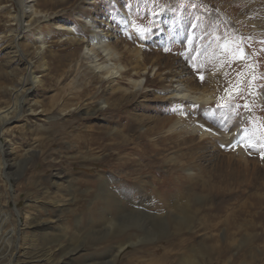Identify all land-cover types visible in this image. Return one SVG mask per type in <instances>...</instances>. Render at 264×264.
I'll use <instances>...</instances> for the list:
<instances>
[{
  "label": "rangeland",
  "instance_id": "1",
  "mask_svg": "<svg viewBox=\"0 0 264 264\" xmlns=\"http://www.w3.org/2000/svg\"><path fill=\"white\" fill-rule=\"evenodd\" d=\"M11 5L3 9V19L8 11L18 10ZM31 5L47 19L24 32L21 46L25 62L17 61L19 52L7 33L11 24L0 31V111L9 119L0 133V241L12 237L10 248L2 253L0 249V264H151L159 259L153 251L168 241V237H157L126 245L111 261L109 253L116 255L121 236L132 234L135 227L120 232L104 224L103 216L114 211L102 212L105 199L99 195V184L106 182L112 192L133 187L138 176L133 171L141 164L131 165H136L132 161L142 150V145L136 151L132 149L135 144L126 147L123 138H114L113 132L121 131L133 141L138 134L132 131V117L147 120L142 126L151 128L157 125L152 123L157 118L169 119L179 112L171 101L156 100L159 86H151L149 89L155 91L138 96L134 102L130 98L133 104L123 110L124 114L115 109L105 116L87 115L84 109L91 101H113L120 96L117 86L110 83L98 86L93 99L81 96V101L72 102V108L62 109L93 77L76 42L88 37V21L103 29L102 34L128 62L140 51L145 64L156 65L160 72H180L191 88L214 94L217 101L201 109L203 121L214 130L240 128L247 163L229 167L222 153L206 149L195 163L203 169V182L210 180L213 192L206 198L208 190L202 191L201 182L199 187L186 184L194 193L201 190L199 194L205 195L202 210L205 213L211 206L212 223L220 224L214 231L199 228L183 237L195 234L191 240L195 246L205 235L210 239L197 247L190 258L192 264H264V0H35ZM57 22L77 30L74 41H66L61 31H54ZM37 37L46 42L41 54L36 51ZM193 49L199 52L196 60L190 59L196 54ZM28 61L41 67L35 75L42 84L32 87L22 108L14 87L26 76ZM166 145L165 156L183 153L188 158L192 154L191 147L183 145L179 152L172 144L167 145L169 151ZM126 157L133 160L126 161ZM163 164L161 161L141 171L145 176L139 179L148 180L164 194L172 167ZM146 190L150 193L151 187ZM148 199L145 204L156 202L155 191ZM153 211L165 214L156 208ZM204 213L201 217L208 221L209 214ZM226 217L232 226L225 225ZM140 219L149 225L145 217ZM225 244L230 248L220 260ZM62 247L78 250L63 256ZM184 251L174 250L179 256Z\"/></svg>",
  "mask_w": 264,
  "mask_h": 264
},
{
  "label": "bare ground",
  "instance_id": "2",
  "mask_svg": "<svg viewBox=\"0 0 264 264\" xmlns=\"http://www.w3.org/2000/svg\"><path fill=\"white\" fill-rule=\"evenodd\" d=\"M33 1L35 0H4L0 2V31L3 29V26L5 31L6 24H11L10 28L7 30V33H10V35L13 37L15 48H17L20 56L17 61L21 62L26 61V53L21 46V39L25 38L24 32L30 29L35 24V22H39L45 18L47 19V15L44 17L41 15L43 11L39 10L36 6L31 5ZM8 3H12L11 6L16 5L18 10L15 12L8 11L6 13V17L3 19V9H7ZM37 18L39 19L37 20ZM86 25H88V27H85L87 30L85 31L89 34L88 37L76 42L81 46L80 48L83 52L84 59L87 61L89 65V71L92 73L93 77L91 80H89L90 82L84 86L85 90L75 95L76 97L71 101L67 100L66 104H63L62 109L67 110L70 107L72 108V102L75 100L81 101V96L84 98L89 97L90 100L93 99L92 96L96 94L97 89L99 90L98 86L103 87L105 83H110L117 86L115 91H117L120 96L113 101L111 98H109L108 101L105 99H98L97 101L93 100L94 102L91 101L90 105L84 109L87 115H90V113L95 115L100 113L101 115L105 116L107 111L115 109L117 110L116 112L121 113L122 111L124 114L123 110L126 107H130L133 104L132 102H134L138 96L146 95L149 91H155L149 89L151 86H159L157 87L159 88L157 91L159 94L156 95V100L160 102L171 101L177 105V111L179 112L178 115L169 119L157 118L156 121L151 120L152 123H157L155 127L151 128H145L142 126V124L147 122V120H143L138 117H132L131 121L135 123V125L131 127L132 131L138 134L137 137L133 138V141L132 138L130 139V137L122 135L121 131H115L113 129V137L116 139L123 138L124 141L122 142L124 145H126V147L129 145V143L135 144L136 148L132 149L136 151L138 146L142 145V150L138 151L140 155L136 160H133L130 157L125 158L126 161L133 160L132 162L136 163V165H131V167H137V163L141 164L140 169H138L140 172H138V170L133 171L134 174H138L135 182L133 183V187H125L124 189H128L126 191L122 189L121 191L112 192L106 182L99 184V195L105 199V208H103L102 212L106 213L108 211H114L115 213H111L109 215L104 214L105 216H103L101 219L104 221V224L108 223L112 226H115L114 229L120 232L130 227H135L132 234L126 233L121 236V240L118 243L120 245H118V248H116V255L114 252L109 253L112 258L111 261L113 259L115 260V258L119 253L122 252L126 245L135 246L140 242L153 241L157 237H168L166 246H158L153 251L155 254H159V259L153 260L151 264H187L189 262L192 264L190 258L194 257L196 254L194 252L196 251L197 247L201 244L207 243L210 241V239L205 235L206 237L204 236L198 245L195 246V243L191 241L195 239V234L189 238L183 237V234L195 230L197 232L199 228L200 230L204 229L205 231H214V228L220 223L213 225L212 222L215 220L212 217L213 214H210L212 210L210 203V209H205V213L204 210H202L201 206L205 204L203 203L205 195L199 194V191L201 190L198 188V193H194L192 192L193 188L189 187L188 190V185L186 186V184L189 182L190 184H193L194 187L195 185L199 187L200 184L198 185V183L201 182L202 191L208 190L206 198H208V195L213 192L214 189L210 185V180H208L209 182H203V169H200V166H197L196 163L198 161L195 163L197 157L201 154H204V152L207 151L206 149L212 148V150L215 152H218L219 154L222 153L223 156L228 160L226 164H228L229 167L232 164L240 166V164L247 163V155L244 150V145L242 144L241 132L239 131L240 128L237 127L234 130L227 129L228 131H217L218 128L214 130V128L208 125L206 121H203L205 115L201 113V109L209 107L217 101V97L214 96V94L208 90H197L191 88L185 83L186 81L183 79L184 75L180 72H172L171 70L160 72V68H157L156 65L154 66L153 64H145L144 57L140 51L136 53L134 61L128 62V59H126L124 53L115 48V46L109 42L108 38L102 34L103 29L101 27L93 25L92 21H88ZM53 29L54 31H61L62 38H66V41H74L72 40V36L78 33L75 28L62 22L55 23ZM35 41L37 54H41L46 49V42L42 39V37H37ZM225 48L226 45L221 50L225 51ZM26 64L28 65L26 76L24 78L22 77L14 87V90L17 89L16 97L19 100L22 108L23 102H25L27 99L28 93L32 90V87L42 84L38 79L39 77L35 75L37 74L36 71L41 67L39 68L38 66L33 65L30 61L26 62ZM216 72L217 71L213 73ZM89 84L96 85L97 87L92 88L93 86H91L92 90L88 91L90 86ZM131 97L132 102L130 100ZM94 103L98 105L96 108L91 107ZM0 112L1 133L2 128L5 127V124L8 123L9 119L7 115L3 113V110ZM110 132L111 131L109 130L107 135ZM159 144H161V146L163 145L164 148L163 146L160 147ZM165 144H172V148L175 147L179 149V152L181 150V146L183 145L189 148L191 147L193 148V150H191L192 154H189V159L185 158L183 153L180 155L174 154L165 156V153L167 152ZM167 147L168 150L171 149V147ZM183 159L188 161L183 162ZM121 160H124V158H120V161ZM147 161L148 163L145 164ZM161 161L165 163L163 165L166 168L167 165L172 167L170 168V173L168 171L169 188H167L164 194L155 188L154 184L148 182V180L145 179V181H140L139 179L145 176L141 171L152 169ZM6 164L7 162L5 165ZM162 172L164 173L165 171ZM166 173L167 172H165V174ZM165 181L166 178L162 182H159L160 187L165 184ZM148 187H151L152 192L155 191L157 197L156 202L151 205L145 204L150 200L148 199V196L150 194L152 195L151 191L150 193L147 192L146 189ZM221 192L223 191L221 190ZM224 194L225 193H223V195ZM136 198L138 199L137 202L133 201V199ZM178 201L181 203H178ZM154 208L165 214L161 215L156 213L153 211ZM202 213L206 215L209 214L207 216L208 221L206 219L203 220L204 216L201 217ZM117 217L120 218L117 219ZM141 217H145L146 221L149 222V225L144 224L143 222L141 223ZM218 218L221 219V216ZM223 221L224 220L221 222L223 223ZM225 225L227 227L228 225L232 226V223L231 221H228V218ZM11 238L12 237H4L3 240L0 241L1 253L7 248H10ZM56 243H58V241H56ZM229 248L230 247L228 244H225L221 248L219 252L220 260H224L226 258ZM176 249H185V251L181 256H179V251L174 252ZM61 250V254L65 256L70 252L77 251L78 247L74 249H70V247H62ZM108 262L110 263V261Z\"/></svg>",
  "mask_w": 264,
  "mask_h": 264
},
{
  "label": "snow or ice",
  "instance_id": "3",
  "mask_svg": "<svg viewBox=\"0 0 264 264\" xmlns=\"http://www.w3.org/2000/svg\"><path fill=\"white\" fill-rule=\"evenodd\" d=\"M140 38H142V39L145 38V35L142 33V34L140 35ZM193 52H195L196 54H195V55H192V56L190 57V59H192V60H196V59L198 58V56H199V52H196L195 49H193ZM199 78H200L201 81H203V79H204L203 75H200ZM227 107H234V105H227ZM245 107H247V106H245ZM206 130H210V129H206ZM248 147H251V145H248ZM261 158L264 159V154H262Z\"/></svg>",
  "mask_w": 264,
  "mask_h": 264
}]
</instances>
